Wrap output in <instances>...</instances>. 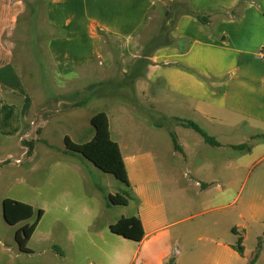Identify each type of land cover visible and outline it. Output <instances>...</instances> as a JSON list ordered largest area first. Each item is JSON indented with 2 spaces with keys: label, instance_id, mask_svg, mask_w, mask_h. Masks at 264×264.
I'll list each match as a JSON object with an SVG mask.
<instances>
[{
  "label": "crops",
  "instance_id": "0c3cea01",
  "mask_svg": "<svg viewBox=\"0 0 264 264\" xmlns=\"http://www.w3.org/2000/svg\"><path fill=\"white\" fill-rule=\"evenodd\" d=\"M190 2L213 13L212 30L181 15L171 32L176 42L151 54L135 91L151 107L166 103V113L191 112L220 145L189 135L186 142L178 138L181 151L169 154L167 145L157 143V130L140 123L125 105L115 106L124 111L115 141L137 202L132 215L139 217L144 235L135 241L109 229L111 236L101 240L109 251L94 243L102 252L100 264H165L170 257L173 264H264V57L259 56L264 0ZM234 7L238 18L218 13ZM25 8L24 0H0V163L14 143L23 149L33 130L25 125L31 99L15 64L12 38ZM45 14L63 31L47 43L62 77L94 63L110 71L118 61L126 71L141 53L139 37L148 19L159 16L154 0H48ZM245 142L251 144L245 151L233 147ZM223 148L237 152L224 160L227 176L218 167L216 150ZM170 156L183 160L188 177L167 168ZM229 195L230 209L219 211L215 203ZM195 216H202L195 225H181ZM197 230L203 231L204 243L193 250Z\"/></svg>",
  "mask_w": 264,
  "mask_h": 264
},
{
  "label": "rangeland",
  "instance_id": "374dc122",
  "mask_svg": "<svg viewBox=\"0 0 264 264\" xmlns=\"http://www.w3.org/2000/svg\"><path fill=\"white\" fill-rule=\"evenodd\" d=\"M153 19L151 30H156L159 19ZM48 26L44 7H41L36 20V34L40 36L37 45L31 41L29 22L25 18L21 19L17 32L15 30L12 36L16 43L15 64L31 99V109L25 125L33 130L23 139V149L14 143L11 146L12 154L0 163V264H100L102 252L94 243L109 251V247L101 242L111 236L109 224L116 222L121 216L135 214L137 202L133 197L128 198L127 204L109 202L106 198L108 194L122 193L124 190L130 193L129 188L80 153L68 151L64 136L69 135L78 143L89 140L94 134L90 118L103 110L110 120L111 138L117 140L118 126L124 112L119 106L116 108L117 105H125L140 123L157 130V143L167 145L166 152L169 154L174 149L169 130L181 142H186L189 135L197 139H202V136L191 128L173 123L170 118L172 116L197 122V117L185 109L166 113V103L164 106L151 107L141 101L135 86L133 97L129 96L128 89L123 88L122 93L128 95L122 97L119 94L120 88L114 82L122 75L118 61L110 71L103 70L94 63L93 67L85 70L59 76L47 51L48 36L52 32ZM144 31L145 29L141 36ZM141 36L140 44L143 39ZM104 44L107 46V40ZM162 113L167 118H163ZM157 122L166 125L157 128L152 124ZM34 137L42 140L37 141ZM29 141H32L31 147ZM216 152L220 174L227 176L229 164L224 160L237 152L229 148ZM176 158L169 157L168 164L171 166L167 168L172 169L174 174L188 177L186 164ZM5 197L27 202L35 210H43L37 227L27 242L30 252L19 250L14 232L24 223H31L36 214L15 225L8 224L2 215V200ZM231 200L229 195L215 204L220 206L219 211H228ZM208 215L206 213L204 217ZM201 217L184 220L181 225H195ZM201 231L197 230L192 239L193 250L204 243L205 235Z\"/></svg>",
  "mask_w": 264,
  "mask_h": 264
},
{
  "label": "trees",
  "instance_id": "16d2710c",
  "mask_svg": "<svg viewBox=\"0 0 264 264\" xmlns=\"http://www.w3.org/2000/svg\"><path fill=\"white\" fill-rule=\"evenodd\" d=\"M24 1L26 4V8L25 11L19 16L17 22L19 24L21 19L24 18L29 22V30L30 34H32L31 41L34 45H37L38 41L40 40V36L36 34V20L38 18V14L40 13L41 7H44V11L46 13V6L48 0ZM154 2L157 6L159 13V23L157 29L151 30V24L154 22V19L149 18L145 31L141 36V38L143 39L141 40L142 49L139 57H137L133 61L131 66L127 68L126 71L122 72V75L119 79L114 81L116 85H118V87L120 88L119 94L122 97L128 95V93H122V88L128 89L129 96L133 97L134 83L137 79L143 78L145 76L147 66L151 63V54L160 47L170 46L176 42L171 32L181 15H190L195 18L198 22L204 24L212 30L211 15L213 13L194 9L191 5L190 0H154ZM218 13L225 17L238 18L240 16V11L236 10L235 7L229 10L220 11ZM48 25L49 29L52 30V32L48 36L47 43L51 38L58 37L63 34V31L52 27L49 22ZM99 32L101 35H103V43H105V35L103 34V32ZM109 82L113 81L111 80ZM86 102L87 99H85V103ZM162 117L167 118V116L164 114H162ZM170 118L172 119L173 123H175V125L188 127L199 133L202 136L203 140L208 144L214 146L220 145V143L215 139V137L213 135H210L207 130L198 122L192 119H185L178 116H172ZM90 123L94 127L93 136L85 142L78 143L74 142L69 137V135H65L64 144L66 149L68 151L80 153L85 158L93 162L96 167H98L104 172H109L113 174L118 180L122 181L127 188H129L127 172L119 145L115 140L111 138L107 113L103 110L94 113L90 118ZM152 124L159 128L166 125L161 122ZM169 134L171 136L174 149L181 151V146L178 143L175 133L172 130H169ZM262 136L264 135L262 134ZM28 143L31 147L32 141H29ZM250 146L251 144L249 142H245L239 145H234L233 147L238 150L245 151L249 149ZM201 186H205V183H201ZM99 189L103 191L102 188L99 187ZM129 197H133L131 190L130 193L129 191L124 190L122 191V193L116 192L115 194H108L106 196L108 201L114 204H127ZM42 213L43 210L41 208L35 210V208L27 202H23L10 197H5L2 200V215L4 220L8 224L15 225L20 221L29 219L34 214H36V218L31 223H24L23 225L18 227L14 232V239L17 242L20 251L30 252V249L27 247V242L33 234L41 218ZM109 229L113 233L119 234L125 238H129L135 241H140L144 235L141 221L137 215L121 216L116 222L109 224ZM234 248L240 254L243 252V248L239 243L235 244ZM253 261L254 260H251L250 262L245 264H252ZM173 262L174 257H170L165 264H173Z\"/></svg>",
  "mask_w": 264,
  "mask_h": 264
},
{
  "label": "built area",
  "instance_id": "2783aa9c",
  "mask_svg": "<svg viewBox=\"0 0 264 264\" xmlns=\"http://www.w3.org/2000/svg\"><path fill=\"white\" fill-rule=\"evenodd\" d=\"M259 56L264 57V51L263 50L259 51Z\"/></svg>",
  "mask_w": 264,
  "mask_h": 264
}]
</instances>
